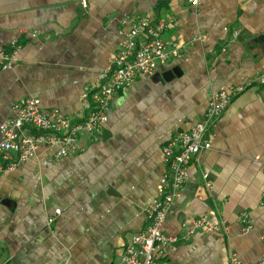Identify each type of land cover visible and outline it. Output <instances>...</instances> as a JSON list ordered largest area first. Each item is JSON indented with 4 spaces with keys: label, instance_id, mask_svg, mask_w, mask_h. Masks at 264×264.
<instances>
[{
    "label": "crops",
    "instance_id": "1",
    "mask_svg": "<svg viewBox=\"0 0 264 264\" xmlns=\"http://www.w3.org/2000/svg\"><path fill=\"white\" fill-rule=\"evenodd\" d=\"M127 15L173 20L163 37L179 41L182 55L114 96L101 141L82 137L84 150L61 159L58 147L41 146L0 172V264H113L146 226L167 171L163 146L203 117L213 92L238 85L246 89L213 125L212 147L190 166L163 225L179 240L158 262L230 264L233 250L256 264L264 249V84L255 80L263 71L264 0H87V7L82 0H0V49L20 45L13 67L0 73V124L28 97L46 110L77 112L84 86L121 48ZM199 34L205 37L196 40ZM200 217L224 220L229 233L188 235Z\"/></svg>",
    "mask_w": 264,
    "mask_h": 264
},
{
    "label": "built area",
    "instance_id": "2",
    "mask_svg": "<svg viewBox=\"0 0 264 264\" xmlns=\"http://www.w3.org/2000/svg\"><path fill=\"white\" fill-rule=\"evenodd\" d=\"M193 6L199 0H190ZM87 7V0H82ZM173 20H154L149 15H127L121 19L124 40L119 51L112 57L107 68L87 83L81 95V107L74 114H65L60 109L46 110L35 97H28L13 105L11 118L0 124V172L15 169L20 163L34 156L41 146H56V159L72 153L82 152V137L91 142L104 138V125L109 118L112 100L117 93L130 87L140 75H152L160 65L183 53L179 41L166 42L163 33ZM236 38L237 32L233 33ZM199 34L196 40H202ZM18 42L11 49H0V73L14 65ZM222 51H226L223 47ZM262 73L255 79L264 84V62ZM246 89L244 85L232 86L213 92L203 117L190 129L176 133L163 146V159L167 171L161 177L157 194L146 209L145 228L134 233L130 241L116 251L113 264H159L179 237L167 234L163 225L190 176V166L199 155L211 149V129L226 111L233 98ZM204 189L211 193L213 182L208 171L202 172ZM54 218H50L52 222ZM243 229L251 228L247 215L240 217ZM192 228L209 231L224 230L229 225L223 221H212L207 217L191 220ZM264 247V233L261 236ZM230 264H244L238 254L230 251ZM256 264H264V249Z\"/></svg>",
    "mask_w": 264,
    "mask_h": 264
}]
</instances>
